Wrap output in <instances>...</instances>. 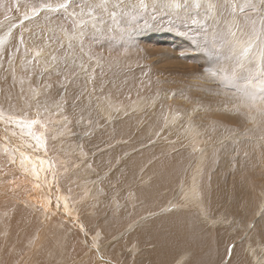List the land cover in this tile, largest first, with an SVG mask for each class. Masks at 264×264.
I'll use <instances>...</instances> for the list:
<instances>
[{
	"label": "rangeland",
	"instance_id": "1",
	"mask_svg": "<svg viewBox=\"0 0 264 264\" xmlns=\"http://www.w3.org/2000/svg\"><path fill=\"white\" fill-rule=\"evenodd\" d=\"M46 1L0 0V7L8 8L6 12L0 13V83L2 81L4 83L0 85V264H139L135 261L138 255L132 250V245L137 243L144 250L140 252L144 254L151 253L153 247L150 248L138 238H132L129 235L139 230L146 232L141 225L155 217H147V213L155 212V209L165 202L163 199L166 197H170V202L168 201L170 204L167 203L166 209L174 204L177 211L182 212L176 218L192 215L200 210L201 208L195 203L191 204L188 210H184V207H180L175 201L181 202L179 200L183 199L180 195L184 191L183 185L187 187L192 177L198 181L203 171L211 172L209 169L214 168L219 159H224L223 167L227 170L225 174L229 175V180L225 179L224 188L230 186L231 175L239 174L241 179L245 177L246 180L240 189L244 193H252L250 195L254 200L258 199L255 208L257 213L253 214L244 210L247 207L245 203L239 204L231 215L218 213V216L223 219L219 218V221L213 225L219 227H206L203 224H211L218 217L216 213L207 209L205 213L201 212L206 220L199 214L200 218L196 216L195 224L184 227V237L178 235L171 240L160 235L159 245H156L159 249L153 252L156 256L155 264H184V249L187 252L191 249L184 239L192 231L208 234L210 238L219 233L228 234L227 231H229V235L234 236H230L227 245L245 243V246L256 254H249L246 251L244 264H261L250 262V256L254 258L253 260L255 258L257 261L262 260L264 264V241H260L257 236V234L264 235V233L255 227L258 222L256 221L258 212L264 208V100L261 99L264 94L259 91L261 77L256 71L259 57L254 59V55L260 54V49L264 47V33H261L259 37L253 33L254 27L257 32H260L262 28L261 17H264V10H260L262 7L260 0H252L257 5V11L246 8L243 13L239 9L246 3V0H219L225 3L230 13L235 16L232 17L231 25L228 26L227 23L224 25L221 21L213 25L217 19L213 24L209 23L211 20L209 11L212 10L209 5L215 2L214 6L220 7L217 0L204 2L208 5L200 3L202 0H108L106 1L107 10H97L95 19L92 18L95 17L93 15L88 16L89 6H93L94 11L96 10L94 5L100 3L101 0L88 2L87 0H68L67 10L58 6L54 11L49 7L55 4L50 5ZM60 1L51 0L54 3ZM177 4L179 7L175 6ZM197 4L200 7H196ZM233 4L236 5L235 13L232 11ZM9 5H12L11 12H9ZM155 5L176 13L179 8H184L183 15L181 14L178 19L180 26L184 25L183 28L180 27L182 32L175 29V24H169L171 28L165 32L159 30L158 27L149 28L145 21L137 22L136 17H133L139 12L150 11L149 6L154 9ZM137 6L141 10L135 9ZM71 10L77 11L82 17L75 16ZM56 12L62 16L60 17L62 23L59 21V25H56L60 30L65 28L66 32L68 31L60 38L58 36L61 35L60 32L49 28L47 23L50 16ZM81 12L86 15L83 16ZM113 12L116 14L115 18H113ZM127 13L129 14L126 15ZM252 15H259L255 16V25L250 21L251 19H244ZM125 17H128L129 21L134 20L137 28L133 29L135 27L130 28L129 26L125 28L123 25ZM157 17L154 13L153 21ZM71 20H81L79 26L83 33L76 34L70 28ZM98 20L103 22L98 25L96 24ZM169 20L170 18L167 21ZM141 26L148 30H144ZM87 28L89 29L86 30ZM228 28L236 33L235 37L228 34ZM80 33L82 36L79 35ZM150 33H153L155 37ZM104 35H109V38L116 37V35L118 38L121 35L118 39L121 43L120 47L125 48L122 45L124 44L130 49V56L138 58L140 67L143 65L148 67L147 71H142L141 76L137 75L139 78L137 86L139 84L141 86L138 88L136 86V91L140 90L133 93L134 97L137 96L136 100L133 99L131 93H128L123 100L119 97L115 99L113 95H106L97 84L100 76L105 75V79L107 77L116 78L118 73L121 77L122 72L115 71L117 73L113 72L114 74L111 75L103 73L105 65L103 61L111 53L105 43L109 40L108 37L105 40L100 38ZM65 36L72 40H67L70 41L69 44L63 42ZM78 36L80 37L77 38ZM156 36H159V39ZM250 40L254 41V46L248 58L242 61L244 69H240L238 63L241 61L237 59L239 54L237 46L240 42L247 43ZM60 46L68 47L69 56L63 54L60 56ZM159 46L181 47L184 55L182 58L175 57L176 60L170 56L171 58L167 61L160 57L159 52L162 50ZM155 47L158 48L156 52ZM19 50L27 59L32 57L31 65L36 70L33 78H30L32 75L28 73L30 71L25 72L26 70L21 69L22 60L20 62L19 60L22 56ZM150 50L152 56H150ZM168 62L172 66L168 65ZM69 64L72 66V71L67 69ZM171 68L174 70L172 71ZM234 70L237 74L235 85L230 80L223 79L225 76L231 78ZM37 74L43 77L45 83L40 82L39 77L36 78ZM64 78H67V83ZM73 79L82 81L79 85L80 90L77 91L81 94H76L74 90L69 91ZM58 80L64 82L60 90L62 92L56 95L57 98L49 97L48 106H40L41 109L38 110L36 105L39 93L47 95L48 91L55 92L56 86L54 87L52 82L56 84ZM248 80H251L255 87L245 89L243 85ZM145 82L152 83L150 89L147 87L143 89ZM252 93H255V101L251 99ZM143 96L148 101L144 104ZM97 98L98 103H96ZM40 99L41 95L39 103H41ZM94 99L96 102L93 101ZM135 101L140 109L133 105ZM139 102H142L143 106ZM34 112L37 113L36 116ZM167 113L172 114V117H169ZM208 113L214 116V123L217 115H222L223 119L218 116L217 120L219 119L228 128L218 138H215L216 128L210 126L211 120L206 118ZM128 119H134V122L131 123ZM127 120L128 125H121ZM129 125L132 129L128 131ZM37 136H41L39 137L41 142L44 141L42 149L36 148L38 141L34 142V140ZM100 137L104 138L103 140L111 138L113 140L101 144L95 142V139ZM243 141L253 144L254 147H260L257 154H254L257 158H255L254 165L259 168L260 162H263V166L257 172L251 168V164L247 163L248 159L250 160L249 150L239 144ZM102 146L104 148L100 149L99 147L102 148ZM122 147L125 151L120 152ZM219 147L226 149L223 153L221 151L222 157L220 158L217 154ZM117 149L116 156L114 154L111 160L112 164L108 161L103 168L96 167V157L104 155L107 158L109 153H114ZM178 151H183L184 155L189 157L191 164L185 171L186 173L183 171L185 176L191 171L189 175L191 180L188 181L189 177L186 180L183 178L181 186L175 181L177 175L173 177L174 172L166 175L153 166L156 159H168L167 154L176 160V155L173 154ZM239 158H243L245 164L240 165ZM126 159H132L133 165L123 166L122 162ZM25 162L36 165L37 168L43 167L44 174L41 178L33 177L31 173L24 170L27 169V167L22 168ZM197 162L201 165L200 169L195 168ZM207 166L211 168L208 169ZM123 167L127 168L130 175L122 173L124 177L119 176ZM86 168L89 170L85 172ZM194 172L196 173L192 175ZM52 174L57 175L55 176L57 183H54L50 177ZM252 179H256L257 182ZM37 182L41 185L39 190L47 201L46 211L45 208L39 207L36 201L35 184ZM134 184L144 186V189L137 191ZM85 185L87 189L89 188L88 194L84 190ZM180 187H183L182 191ZM93 189L98 191L95 195ZM197 189L198 184L196 193ZM201 197L197 194L195 198L200 201L204 198L203 195ZM207 198L216 200L213 195ZM222 199L230 200L221 203L215 201L217 206H228L239 199L243 200L241 197L233 199L227 196ZM90 200L98 202L99 205L94 204L95 206L89 207ZM191 200L192 198L189 201ZM101 203L105 205L102 210L107 212L106 215L112 214L118 220L114 231L108 234L105 230L99 229L100 219L95 212L102 205ZM138 206H145L146 209H141L140 212L139 209L137 210ZM87 213L94 217L91 223L85 220ZM124 213L128 214L129 218L126 217L127 219L122 221L121 217L125 216ZM210 215L215 216L211 218ZM226 216L232 217L226 218ZM121 233L126 237H123ZM144 254L139 255V259ZM206 261L207 264H212L209 257H206ZM224 262L221 264H225ZM203 263L200 261V264Z\"/></svg>",
	"mask_w": 264,
	"mask_h": 264
},
{
	"label": "bare ground",
	"instance_id": "2",
	"mask_svg": "<svg viewBox=\"0 0 264 264\" xmlns=\"http://www.w3.org/2000/svg\"><path fill=\"white\" fill-rule=\"evenodd\" d=\"M43 1H46V0H43ZM88 1H94V0H87V2ZM106 1H108V0H106ZM210 0H202L200 3H204V2H209ZM213 1V0H212ZM218 1V3H219V5H221L220 7H218V6H214V4L213 3H215V2H211L212 3V10L211 11H209V15H210V24H213L214 23V20H216L215 21V23L213 24V25H215V24H217L218 22H222L224 25L227 23V26L228 25H231L230 23H231V19H232V17H235L233 14H231L230 13V11L228 10V8H227V6H226V4L225 3H222L221 1H219V0H217ZM46 2H48L50 5H54L55 4V6H47V7H49V8H51L53 11L56 9L55 7H58L59 5H61V4H63V3H65V1L64 0H61L59 3H54V2H51V0H47ZM98 4V3H97ZM205 5H208L207 3H204ZM217 5V4H216ZM11 8H12V5H9V12H11ZM149 10L150 11H142V12H139V14H133V12H132V14L134 15L133 17H136V19H137V22L139 21V20H143V21H145V23L147 24V26L150 28V27H153L154 29H155V27H158V29L159 30H161V31H168L170 28H171V25H170V28H169V24H172V25H176L175 26V29L176 30H180V32H182V29L181 28H183V26H180V21H178V19H179V17L181 16V14L183 13V11H184V8H179L178 9V12L176 13V12H173V11H170V10H166V9H163V8H161L160 6H158V5H155V7H154V9L152 8V6L150 7L149 6ZM101 8H96V10H94L93 11V16H95V17H92L93 19H95L96 18V16H97V10H100ZM135 9H137L138 11L139 10H141L138 6L137 7H135ZM134 9V10H135ZM8 10V8L7 7H5V6H3V7H0V13H3V12H6ZM67 10V9H66ZM87 10H88V8H87ZM72 11V13L75 15V16H77L78 15V17H82L77 11H73V10H71ZM137 11V12H138ZM186 11V10H185ZM136 12V11H135ZM261 12V11H260ZM60 13H61V11H60ZM60 13H58V12H56L55 14H52L51 16H50V20L47 22L49 25H48V27L49 28H51V29H53V30H57L58 32H60V34L61 35H58L59 36V38L60 37H63L64 36V34H66L67 32H66V30H65V28H62V30H60L59 29V27L57 26V25H59L58 24V22L60 21V17H62L61 16V14ZM82 13V12H81ZM154 13H156L157 14V18H156V20L155 21H153V15H154ZM176 13V14H175ZM185 13V12H184ZM129 13H127L126 15H128ZM175 14V15H174ZM187 14V13H186ZM72 15V14H71ZM82 15L83 16H85L86 15V13H82ZM125 15V16H126ZM183 15V14H182ZM188 15H189V13H188ZM190 15H192V14H190ZM215 15H217V16H215ZM59 16V17H58ZM89 16V15H88ZM258 17L259 15H252V16H249V17H245L244 19L246 20V19H251L250 21L252 22L253 20L255 21V19H256V17ZM55 17H58V18H56L55 20H51L52 18H55ZM65 17V16H64ZM72 17V16H71ZM87 17V16H86ZM129 17V19H130V16H128ZM128 17H125L124 18V22H123V25L125 26V28H126V26H129L130 28H132V27H135V28H133V29H136L137 27V25L135 26V23H134V20H130L129 21V19H128ZM186 17V16H185ZM77 18V17H76ZM112 18V17H111ZM170 18V20H169V22L167 21L168 19ZM183 18V17H182ZM187 18V17H186ZM190 18V17H189ZM73 19H75V18H73ZM193 19V18H192ZM260 19V18H259ZM82 20H84L83 22H85V18H83ZM89 20H91L90 18H89ZM112 21H114L113 19H111ZM67 21H69V20H67ZM72 22L70 23V25L72 26H70V28L72 29V30H74V32L77 34V33H79V32H81L80 31V26H79V24H80V21L79 20H77V21H74V20H71ZM182 21V20H181ZM56 22V23H55ZM61 23H62V21H60ZM70 22V21H69ZM103 21L102 20H98L97 22H96V24H98V25H100L101 23H102ZM189 22V21H188ZM65 23V22H64ZM68 23V22H67ZM82 23V22H81ZM57 24V25H56ZM87 24V23H86ZM162 24H163V26H162ZM165 24V25H164ZM232 24H233V22H232ZM189 25V24H188ZM193 25V24H192ZM69 25H67V27H68ZM161 26V27H160ZM86 27H88V26H86ZM91 27V26H90ZM128 27V28H129ZM140 27V26H139ZM142 27V26H141ZM181 27V28H180ZM47 28V27H46ZM109 28V27H108ZM118 28V27H117ZM143 28V27H142ZM173 28V27H172ZM70 29V30H71ZM89 28H87L86 30H88ZM119 29V28H118ZM144 29V28H143ZM152 29V28H151ZM150 29V30H151ZM158 29H157V31H158ZM229 29V28H228ZM52 30V31H53ZM84 30V29H83ZM144 30H148V29H144ZM172 30H174V29H172ZM191 30V29H190ZM117 31V30H116ZM160 31V32H161ZM175 31V30H174ZM73 32V31H72ZM73 32V33H74ZM127 32V31H126ZM147 32V31H146ZM149 32V31H148ZM147 32V33H148ZM153 32H154V30H153ZM159 32V31H158ZM195 32V31H194ZM81 33H83V32H81ZM81 33L79 34L80 36H82L81 35ZM183 33H184V31H183ZM182 33V34H183ZM151 34V36H154L155 37V35L153 34V33H150ZM220 34V33H219ZM100 35V34H99ZM98 35V36H99ZM156 35H157V33H156ZM179 35H181V33H179ZM73 36V35H72ZM80 36H78L77 38H79ZM121 36V35H120ZM120 36L117 38V35H116V37H111V38H109V35H104V36H101L100 38H102L103 40H105V39H107V37H108V39L109 40H107V41H105V43H106V45L110 48V50H111V53L108 55V57L106 58V60L105 61H103L104 62V66H103V73H105V74H107V75H111L113 72H115V71H117V72H121V77H119V73H118V77L116 76V78H114V77H111V78H108L107 77V79H105V75H103V76H100V78H98V80H97V84L98 85H100V89H102V91H104L105 92V94L106 95H113L112 97L113 98H115V99H118V98H116V97H119V99H121L122 98V100L126 97V95L128 94V93H131L132 94V97H133V99L135 98V97H137V96H133L134 94L133 93H135V92H137V91H139L140 89H138L137 91H136V89L139 87V86H141V84H139V86H137L138 84V80H139V78H138V76H141V74H142V71H144V70H146L148 67L147 66H145V65H143L142 67H140V65H139V61H138V58L136 59V58H134V57H132V56H130V49L129 48H127L124 44H122L125 48H122V47H120L121 45V43L119 42V38H120ZM150 36V37H151ZM182 36V35H181ZM67 37L68 36H65L63 39H64V43H66L67 42V44H69L70 43V41L68 42L67 40H71V39H67ZM154 37H153V39H154ZM161 37V36H160ZM202 37V36H201ZM73 38H74V36H73ZM98 38V37H97ZM117 40H116V39ZM152 38V37H151ZM150 38V39H151ZM156 38H158L159 39V36L157 37L156 36ZM156 38H155V40H156ZM149 39V38H148ZM77 40V39H76ZM154 40V41H155ZM162 40H163V38H162ZM161 40V41H162ZM72 41V40H71ZM74 41H75V39H74ZM78 41H80L79 39H78ZM83 41V40H82ZM121 41V40H120ZM166 42L168 41V40H165ZM183 41V40H182ZM75 42H77V41H75ZM81 42V41H80ZM149 42V41H148ZM158 42V40L156 41V43ZM73 43V42H72ZM164 43V42H163ZM207 43H205V45H206ZM100 45V44H99ZM209 45V44H208ZM69 46V45H68ZM176 46V45H175ZM178 46V45H177ZM203 46V45H202ZM210 46V45H209ZM61 47V46H60ZM73 47V46H72ZM96 47V46H95ZM100 47V46H99ZM93 48V47H92ZM151 48H153V47H151ZM174 48H176V47H164V46H159V49L160 50H162V52H159V53H161V56L160 57H162L163 59H168V58H171L170 56H172V57H174V59H175V57H180V58H182L183 57V55H184V50H182L181 49V47L180 48H176V49H174ZM70 49V48H69ZM78 49V48H77ZM107 49V48H106ZM208 49V48H207ZM71 50V49H70ZM88 50V49H87ZM103 50V49H102ZM158 50V48L156 49V47H155V52ZM203 50H204V48H203ZM258 50V49H257ZM20 51V55L22 56L21 57V59L19 60V62L22 60V62H21V69H24V70H26L25 72H27V71H30V72H28V73H30V74H32L31 76H30V78H33L34 77V75H35V69L32 67V65H31V56L27 59V57H25L24 56V53L21 51V50H19ZM73 51V50H72ZM92 51V50H91ZM205 51V50H204ZM150 53H151V50L149 51ZM148 52V53H149ZM58 53V52H57ZM177 53V54H176ZM209 53V52H208ZM59 54H60V56L63 54V55H65V56H69V54H68V47L67 48H64V47H61L60 49H59ZM78 54V53H77ZM145 54V53H144ZM154 55V54H153ZM212 55V54H211ZM37 56V55H36ZM52 56V55H51ZM65 56H63V57H65ZM147 56V55H146ZM150 56H152V53H151V55ZM158 56H159V54H158ZM73 57H75V56H73ZM156 57V56H155ZM259 57V54H255L254 55V59L255 58H258ZM68 58V57H67ZM101 58V57H100ZM71 59H72V57H71ZM161 59V58H160ZM163 59H161V60H163ZM173 59V58H172ZM259 59V58H258ZM35 60V59H34ZM96 60V59H95ZM176 60V59H175ZM175 60H171V61H173V62H175ZM178 60V59H177ZM165 61V60H164ZM164 61H163V63H164ZM168 61V60H167ZM180 61V60H179ZM179 61H176V63H178V64H180V62ZM18 62V63H19ZM96 62V61H95ZM157 62H159V61H157ZM166 62V61H165ZM152 63H154V62H152ZM169 63V62H168ZM102 64V63H101ZM158 64V63H157ZM160 65H161V63H159ZM165 64V63H164ZM163 64V65H164ZM167 64V63H166ZM171 63H169L168 65H170ZM175 65V64H174ZM173 65V66H174ZM165 66V65H164ZM170 66H172V65H170ZM175 66H177V65H175ZM19 67V66H18ZM178 67V66H177ZM38 68V67H37ZM164 68H166V67H164ZM175 68V67H174ZM179 68V67H178ZM177 68V69H178ZM31 69H32V71H31ZM68 70H70V71H72V66L69 64V66H68V68H67ZM172 69V71L174 70L173 68H171ZM170 69V70H171ZM182 70H184V69H182ZM64 71H65V69H64ZM67 71V70H66ZM65 71V72H66ZM147 71V70H146ZM160 71V70H159ZM168 71V70H167ZM178 71V70H177ZM22 72V71H21ZM117 72H115V73H117ZM161 72H162V70H161ZM164 72V71H163ZM176 72V71H175ZM64 73V72H63ZM67 73H68V71H67ZM70 73V72H69ZM114 74V73H113ZM21 75V74H20ZM66 76L68 75V74H65ZM102 75V74H101ZM116 75V74H115ZM138 75V76H137ZM28 76V75H27ZM57 76H59V75H57ZM114 76V75H113ZM16 77V76H15ZM24 77H26V75L24 76ZM29 77V76H28ZM39 77V78H38ZM60 77H63V76H60ZM71 77V76H70ZM69 77V78H70ZM242 77V76H241ZM36 78H38L39 79V81L40 82H42V83H45V81H44V79H43V77H40L38 74H37V76H36ZM73 78V77H72ZM144 78V77H143ZM37 79V80H38ZM65 79V78H64ZM71 79V78H70ZM34 80V79H33ZM57 80V79H56ZM66 80H67V78L65 79V82H66ZM151 80V79H150ZM245 80V79H244ZM6 81V80H5ZM4 81V82H5ZM20 81V80H19ZM25 81V80H24ZM39 81H37V82H39ZM63 81V80H62ZM62 81L61 80H58L57 82H56V84L55 83H53L52 82V84H53V86L55 87L56 86V91L55 92H52V91H48L47 92V95L44 93L43 95H42V93H39V95H38V104L36 105L37 106V109L39 110V108H40V106L41 107H43L44 105H47L48 103H49V101H50V98L49 97H51V98H54V97H56V95L57 94H60L61 92H60V90H61V86H62V84L64 83H62ZM143 81V80H142ZM149 81V80H148ZM10 82V81H9ZM9 82H8V84H9ZM49 82V81H48ZM51 82V81H50ZM72 84H71V86H70V88H69V91L70 92H72L73 90H74V92H76V94H79L80 92H77L78 90H80V88H79V85L81 84V80H78V79H73L72 81ZM11 83V82H10ZM23 83V82H22ZM67 83V82H66ZM95 83H96V81H95ZM101 83V84H100ZM165 83V82H164ZM1 84H4L3 83V81H2V83H0V85ZM91 84H92V82H91ZM228 84V83H227ZM5 85H6V83H5ZM11 85V84H10ZM10 85H8V87H10ZM30 85V84H29ZM35 85V84H34ZM43 85H45V84H43ZM151 85H152V83L151 82H145L144 83V88L143 89H150L151 88ZM167 85V84H166ZM136 86H137V88H136ZM40 87V86H39ZM147 87V88H146ZM41 88V87H40ZM48 88V87H47ZM153 88H155V87H153ZM159 88V87H158ZM29 89V88H28ZM165 89V88H164ZM223 89H225V88H223ZM50 90V89H49ZM66 90H67V88H66ZM162 90H163V87H162ZM167 91H168V88H167ZM44 92V91H43ZM67 92V91H66ZM142 92V91H141ZM155 93V92H154ZM161 93V92H160ZM166 93V92H165ZM72 94V93H71ZM75 94V95H76ZM81 94V93H80ZM139 93H137V95H138ZM151 94H152V92H151ZM40 95H41V99H40V102L41 103H39V97H40ZM169 95V94H168ZM58 96V95H57ZM71 96V95H70ZM97 96V95H96ZM115 96V97H114ZM141 96V95H140ZM244 96V95H243ZM84 97V96H83ZM97 97H99V95L97 96ZM131 97V98H132ZM138 97H139V95H138ZM144 97V96H143ZM149 97H151V95L149 96ZM57 98V97H56ZM89 98V97H88ZM99 98H101V97H99ZM107 98V97H106ZM108 98H110V97H108ZM107 98V99H108ZM145 98V97H144ZM85 99V98H84ZM93 99V98H92ZM107 99L105 100V101H107ZM133 99H131V101L133 100ZM139 99H141V98H139ZM97 100V102L95 101V99L93 100V101H95L96 103H98V98L96 99ZM122 100H120V101H122ZM135 100H136V98H135ZM142 100H145V101H143V104L147 101V99L145 98V99H142ZM159 100V99H158ZM161 100V99H160ZM57 101V100H56ZM90 101V100H89ZM119 101V102H120ZM130 101V102H131ZM149 101H150V99H149ZM222 101V100H221ZM137 102H138V100H137ZM148 102V101H147ZM222 102H224V100L222 101ZM26 103H28V101L26 102ZM51 103V102H50ZM85 104H86V102H84ZM94 103V102H93ZM106 103V102H105ZM140 103V102H139ZM227 103V102H226ZM89 104H91V103H89ZM107 104H108V102H107ZM106 104V106L108 107V105ZM132 104V103H131ZM140 104H142V102L140 103ZM139 104V105H140ZM143 104H142V106H143ZM51 106H52V104H50ZM88 105V104H87ZM92 105V104H91ZM95 105V104H94ZM134 106H136L138 109H140V107L139 106H137V104H136V101H135V103L133 104ZM48 106V105H47ZM46 106V107H47ZM101 105H99V107H100ZM103 106H105V105H103ZM141 106V107H142ZM155 106V105H154ZM96 108H97V104H96V106H95ZM118 107V106H117ZM117 107H116V109H117ZM153 107V106H152ZM103 107H101V109H102ZM119 108V107H118ZM155 108V107H154ZM159 108V107H158ZM226 108H227V106H226ZM41 109V108H40ZM45 109V108H44ZM99 109V108H98ZM113 109H115V108H113ZM112 109V110H113ZM156 110V109H155ZM161 110V109H160ZM160 110L158 111V112H160ZM169 110V109H168ZM102 112H103V110H101ZM104 111H105V108H104ZM120 111V110H119ZM167 111V110H166ZM228 111H229V108H228ZM100 112V111H99ZM110 112V111H109ZM122 112H124L123 111V109H122ZM34 114H35V112H34ZM37 114V113H36ZM36 114H35V116H36ZM168 114V113H167ZM106 115H107V113H106ZM163 115V114H162ZM164 115H165V113H164ZM169 115V117H172L171 115L172 114H168ZM108 116V115H107ZM175 116V115H174ZM219 115H217V117H218ZM109 117H110V115H109ZM112 117H113V115H112ZM213 117L214 116H212V114H209L208 113V116L206 117V118H209V120H211L210 122H211V125L210 126H214L216 129H215V131L216 132H214L215 134H217L216 136H215V138H218L220 135H221V133H225L224 132V130L225 129H228L227 128V126L225 125V124H223L221 121H219V119L217 120V117H216V122L214 123V121H213ZM219 117H221L220 119H223V116L222 115H220ZM225 117V116H224ZM114 118V117H113ZM160 118V117H159ZM205 118V117H204ZM42 119V118H41ZM154 119V118H153ZM162 119V118H161ZM188 119V118H187ZM226 119V118H225ZM129 121H131V123H133L134 122V119H128ZM128 120L127 121H125V122H122L121 123V125H123V124H126V125H128ZM138 120V119H137ZM227 120V119H226ZM232 120H234V118L232 119ZM154 121V120H153ZM152 121V122H153ZM155 122V121H154ZM55 123H58V122H55ZM64 123V122H63ZM206 123V122H205ZM226 123V122H225ZM42 124V123H41ZM98 125V124H97ZM42 126V125H41ZM55 126V125H54ZM57 126V125H56ZM228 126H229V123H228ZM129 127V129H128V131L130 130V129H132L131 127H130V125L128 126ZM39 128V127H38ZM204 130H205V126H204ZM232 130V129H231ZM30 131V130H29ZM40 131H41V129H40ZM223 131V132H222ZM227 131H229V130H227ZM226 131V132H227ZM36 132V131H35ZM36 133H38V132H36ZM40 134V133H39ZM38 134V135H39ZM92 134V133H91ZM262 134V133H261ZM41 135H42V132H41ZM96 135V134H95ZM124 135H126V134H124ZM31 136H34V135H31ZM98 136V135H97ZM127 136V135H126ZM39 137H41V136H39ZM38 136H37V138H35V140H34V142H37L38 141V147H36L37 149L39 148H41V146H42V144L44 143V141L43 142H41V139L39 138ZM90 137H91V135H90ZM89 137V138H90ZM33 138V137H32ZM86 138V137H85ZM94 138H96V137H94ZM34 139V138H33ZM40 139V140H39ZM86 139H88V137L86 138ZM104 139V138H103ZM102 139V137H100V138H98V139H95L96 141L95 142H99V144H101V143H104L105 141H109L110 142V140L112 139L113 140V138H111V139H106V140H103ZM92 142V141H91ZM112 142V141H111ZM224 142V141H223ZM93 143V142H92ZM107 144H108V142H106ZM113 143V142H112ZM112 143H109V144H112ZM106 144V145H107ZM224 144V143H223ZM240 145H242V146H245V148H246V150H249L248 152H249V155H250V160L248 159V161H247V163H248V165H250L251 164V168L253 169V170H255L256 172L259 170V169H261V166H263L262 164H263V162H260V164H259V168H257V166L256 165H254V163H256V157H254V154L257 152V151H259V149H260V147L259 146H257V147H254V145L252 144H250V143H248L247 141H243V143H239ZM58 145V144H57ZM94 145V144H93ZM96 146V145H95ZM101 146V145H100ZM126 146H127V144H126ZM196 146V145H195ZM63 147H66L65 145H63ZM91 147V146H90ZM98 147V146H97ZM107 147V146H106ZM229 147V146H228ZM43 148V147H42ZM41 148V149H42ZM68 149H70V147H67ZM95 148V147H94ZM100 149H103L104 147L102 146V148L101 147H99ZM220 148V147H219ZM217 149V154H218V158H220V157H222L221 156V154L223 153V152H225L226 151V149L225 148H220V149ZM99 149V150H100ZM129 149V148H128ZM195 149V148H194ZM158 150H160V151H162L161 149H158ZM121 151H125V149L122 147L121 149H120V152ZM221 151H222V153H221ZM251 151V152H250ZM118 152V149L117 150H115L114 151V153H109V155H108V157L106 158L104 155H102V157L101 156H98V157H96L95 158V165H96V167H101V168H103V166H104V164L106 165V163L108 162V161H111L112 160V158H113V156H114V154H115V156H116V153ZM119 152V153H120ZM164 152V151H163ZM89 153V152H88ZM166 153V152H165ZM167 154V153H166ZM257 154V153H256ZM90 155H91V153H90ZM168 156H169V158L168 159H166V160H164L163 158H159V159H156V161H155V163H154V165L153 166H156L155 167V169H157V170H161V171H163L164 173H166V175H167V173H169V172H174V176L173 177H175L176 175H177V177H176V180L175 181H177V184H180V186H181V180H183V178H185V180L189 177V175H190V172H188L187 174H186V176H185V174H183V171H184V173H186L185 171L188 169V167H190L191 166V164L189 163V161L190 160H188L189 159V157H187V155H184V152L183 151H178L177 153H175V154H173V155H176V160L175 159H172L170 156L171 155H169V154H167ZM58 156H60V155H58ZM256 158V159H255ZM56 159V158H55ZM192 159V158H191ZM194 159V158H193ZM259 159V158H258ZM261 159V158H260ZM43 160V159H42ZM37 162H38V160H36ZM47 161V160H46ZM61 161V160H60ZM259 161H263V160H259ZM43 162H44V160H43ZM238 162H239V164L240 165H242V164H245V160L243 159V158H239V160H238ZM47 163V162H46ZM58 163V162H57ZM56 163V164H57ZM192 163V162H191ZM223 163H224V159H219L218 161H217V165L214 167V168H212V169H209V168H211L210 166H207V168L209 169V170H211V172H208V171H203V173H202V175H200L199 177H198V181H196L193 177L190 179V177L188 178V181H189V179L191 180V182H187L189 185H187V187L186 186H184L183 185V187H184V191H183V194L182 193H180V195H182L183 196V199H181V200H179V201H181V202H178V201H175V202H177L179 205H180V207H184V210H188L189 209V207H190V205L191 204H193V203H195V204H197L201 209L200 210H198V211H196V215L195 214H192V215H185V216H182V217H178V218H176L179 214H181L182 212H180V211H177V208L174 206V202H172V204L173 205H171V206H169L170 208L167 210L168 212H164V214H162V215H160V217H158V215L157 216H155V217H158V218H149V219H151L150 221L148 220V222L147 223H144L143 225H141V227H143V229L144 230H146V232H143V231H137V232H133V234H131V235H129V236H131L132 238H138L143 244H146V245H149L150 246V248L151 247H153V249H152V251H151V253H146V254H144V253H142V252H140V250H142V251H144L142 248H140L139 247V245H137V243H135V244H133L132 245V250L133 251H135L136 253H137V255H138V257H136V263H139V264H155V262H156V256L155 255H153V252L155 251V250H157V249H159V247H157L156 245H159V242H158V240H159V237H160V235H162V236H164V237H166V238H168V239H171V240H173L176 236H178V235H180V236H183L184 237V227L185 226H189V225H192V224H195L196 222H197V220H196V216L198 217L199 216V214H200V216L204 219V220H206V218H205V216H203L202 214H201V212L202 213H205L206 211H207V209H209L210 211H212L213 213H216L217 214V216H218V213L220 214V213H225L226 215H231L232 214V212H234L235 211V209L236 208H238L239 207V204H243V203H245V206L247 205V207H246V209L244 208V210H246V211H249L250 213H253L254 214V212L255 213H257V211H256V206H257V201H258V199L256 198V195H255V198H256V200H254V198H252L251 196L252 195H250V194H252V193H244L243 191H241V187H242V185L244 184V180H246L245 179V177H244V179H241L240 177H239V174H236V175H231V177H230V179H231V184H230V186H228V187H226V188H224V184H225V179H228L229 180V175L227 176L225 173H226V169L223 167ZM259 163V162H258ZM30 164V163H29ZM27 164L26 162L25 163H23V167L22 168H24V167H27V169H24V170H26V171H28L29 173H31V175L33 176V177H39V178H41V175L42 174H44L43 173V167L42 168H37V166L36 165H33V164ZM48 164V163H47ZM52 164V163H51ZM122 164H123V166H128V165H133V162H132V159H130V160H124L123 162H122ZM238 164V168H240V165ZM53 165V164H52ZM94 165V164H93ZM43 166H44V163H43ZM49 166V165H48ZM47 166V167H48ZM59 166H61V165H59ZM41 167V166H40ZM200 167H201V165L199 164V162H197L196 163V169H200ZM45 170H46V168H44ZM113 169V168H112ZM191 169V168H190ZM51 170V169H50ZM87 170H89L88 168H86V170H85V172L87 171ZM123 171H121V173H120V175L119 176H121V177H124L123 175H130V173L127 171V168H125V167H123V169H122ZM128 170H130V169H128ZM263 170V169H262ZM52 171V170H51ZM49 172V171H48ZM260 172V171H259ZM259 172H258V174H259ZM263 172V171H262ZM122 173H123V175H122ZM196 172H194V173H192V175H194ZM58 174V173H57ZM136 175H139V174H136ZM173 175V174H172ZM261 175V174H260ZM55 176H57V175H55ZM55 176L52 174L50 177H52V179H53V182L54 183H57L58 181L55 179ZM253 176V175H252ZM243 177V176H242ZM257 177H259V176H257ZM142 178V177H141ZM167 178H169V177H167ZM172 180H174V179H172ZM253 181H255V182H257V180L256 179H252ZM175 181H173V182H175ZM84 183H86V182H84ZM83 183V184H84ZM147 183V182H146ZM151 183V182H150ZM156 183V182H155ZM159 183V182H158ZM169 183V182H168ZM185 183V182H184ZM186 183V184H187ZM198 184V189H197V193H196V185ZM90 185V184H89ZM135 185V188H136V190L137 191H140V190H143L144 189V186H141V185H136V184H134ZM156 185V184H155ZM174 185H175V183H174ZM246 185H247V183H246ZM143 187V188H141V187ZM177 186V185H176ZM41 187V185H39V183L37 182L36 184H35V188H36V190H37V193H36V195H37V199H36V201H37V203L39 204V207L41 206V208L43 209V208H45L44 210L46 211V207H47V201H46V198L44 197V194L39 190V188ZM167 187V186H166ZM169 187L170 188H173V186H171V185H169ZM183 187H180L181 188V191H182V188ZM91 188V187H90ZM1 189V188H0ZM83 189V188H82ZM87 186L85 185V192H86V194H88L89 193V188L87 189ZM158 189V188H157ZM94 190V195L96 194V191L97 190H99L98 188H97V190H95V189H93ZM202 190V191H201ZM261 190V189H260ZM3 191V190H2ZM157 191V190H156ZM176 191V190H175ZM180 191V192H181ZM98 192V191H97ZM158 192V191H157ZM142 193H143V191H142ZM197 194H199L200 195V197H201V195H203V199H201L200 201L199 200H197L195 197H196V195ZM257 194V193H256ZM211 195H213L215 198H216V200L215 201H218V202H223V201H228V200H230V199H227V200H224V199H222V198H224V197H229V198H233V199H235V198H237V197H241L243 200H241V199H239L237 202H235V203H233V204H231V205H228V206H217V204H216V202L215 201H213V200H211L210 198H207V197H209V196H211ZM254 196V195H253ZM155 197V196H154ZM174 197H175V195H174ZM192 198V203H191V201H189L190 199ZM202 198V197H201ZM89 199V198H88ZM172 199V198H171ZM176 199V198H175ZM252 199V200H251ZM261 199V198H260ZM177 200V199H176ZM153 201V200H152ZM172 201H174V199H172ZM169 202H170V200H169ZM168 202V203H169ZM87 203V202H86ZM103 203V202H102ZM101 203V204H102ZM94 204H98V202H96V201H92V200H90L89 201V207H91V206H93ZM170 204V203H169ZM99 205V204H98ZM104 204H102V205H100L99 206V209L97 210V211H95L96 213H97V216L99 215V219H100V222H99V229L101 230V231H103V230H105V232H106V234H108V233H111L112 231H114V229L116 228V226H117V223H118V220L115 218V217H113L112 216V214H108V215H106L107 214V212H105V211H103L102 209L103 208H105V205L103 206ZM168 205V204H167ZM86 206V205H85ZM95 206V205H94ZM132 206V205H131ZM149 206H150V203H149ZM243 206V205H242ZM88 207V208H89ZM152 207V206H151ZM87 208V207H86ZM262 208V207H261ZM129 209H130V207H129ZM139 209V211L141 212V209H146V207L145 206H138L137 207V210ZM89 210V209H88ZM87 210V211H88ZM133 210V209H132ZM148 210H150V209H148ZM91 211V210H90ZM148 212V211H147ZM94 213V212H93ZM88 215L85 217V220H86V222H88V223H91L92 222V220H93V218L94 217H92L93 215H89V213H87ZM138 214V213H137ZM148 214V213H147ZM147 214H145V215H147ZM106 215V216H105ZM124 215L125 216H122L121 217V220L122 221H125V219H127L126 217H128V214H126V213H124ZM71 216V215H70ZM103 216H105V217H103ZM211 216V218H213L214 216H212V215H210ZM232 216H226V218H231ZM129 218V217H128ZM136 218V217H135ZM198 218H200V217H198ZM219 218L220 219H223V217H220V216H218L217 217V219L213 222V223H211V224H203L204 226H206V227H219L218 225H213V224H215V223H217L218 221H219ZM145 219V218H144ZM148 219V218H147ZM146 219V220H147ZM258 220V222H257V225L255 226V227H257V229L258 230H260L262 233H264V208H262L261 210H260V212H258V215H257V217H256V221ZM212 221V220H211ZM221 222H222V220H220ZM96 222V221H95ZM208 223V222H207ZM220 229H224L223 227H220ZM99 233V232H98ZM251 234V233H250ZM121 235L123 236V237H126V235L125 234H123V233H121ZM257 236H258V238L260 239V241H264V235L262 234H257ZM229 238H230V235L229 234H221V233H219L217 236H215V237H213V238H210V236L208 235V234H203V233H195L194 231H192V232H190L186 237H185V239H184V242L186 243V244H188V245H190L191 246V249H190V251H186L185 249H184V264H200V260H204V259H206V256L207 255H209L213 260H214V262H213V264H221L223 261H225L224 263L225 264H244V262H245V255H246V251L249 253V254H253V255H256L255 253H252V251H251V249L250 248H248V246H245V243H239V244H236V245H227V243H228V240H229ZM253 238V237H252ZM205 241H208V243H205ZM248 241V240H247ZM249 242V241H248ZM211 247H213V248H217L216 250H214V249H212ZM230 247H232L233 249H231ZM194 253V254H193ZM228 253V254H227ZM141 254H144V255H142V257H141V259H139V255H141ZM191 259V260H190ZM254 259V258H253ZM252 258H251V256H250V259H249V261L251 262H258V263H261L262 264V260H256V258H255V260H253ZM140 261V262H139ZM189 261V262H188ZM203 264H207V262H204Z\"/></svg>",
	"mask_w": 264,
	"mask_h": 264
},
{
	"label": "snow or ice",
	"instance_id": "3",
	"mask_svg": "<svg viewBox=\"0 0 264 264\" xmlns=\"http://www.w3.org/2000/svg\"><path fill=\"white\" fill-rule=\"evenodd\" d=\"M260 5L262 6L260 10H264V0H260ZM69 6V3H68V0H65V3L59 5L60 8H67ZM118 6V5H117ZM143 6V5H142ZM176 7H179V5H175ZM95 8H101V9H104V10H107V5H106V0H101L100 3L94 5ZM196 7H200L199 4L196 5ZM212 5H209V8H211ZM246 8H252V10L255 12L257 11V5L255 3L252 2V0H246V3L244 5H241L240 6V12L243 13L245 11ZM232 11L233 13H235L236 11V5L233 4L232 5ZM88 15L89 16H92L93 15V6H89V11H88ZM113 15V18H115V12L112 13ZM253 25H255V21L253 20L252 21ZM261 25H262V28L260 30V32H257L255 27L253 28V33L257 35V37H259V35L261 33H264V17H261ZM230 36L232 37H235L236 33L231 31L229 29V33H228ZM254 46V41H248L247 43H244V42H240L238 44V49H239V54H238V57L237 59L239 61H241L240 63H238V67L240 69H244V64H243V60L247 59L252 48ZM235 51V49H234ZM256 71L257 73H259V76L261 77L260 79V84H259V91L264 94V47H262L260 49V54H259V62L257 64V68H256ZM236 71L234 70L233 73H232V77H223L224 80H230L233 85H235V80H236ZM243 87L245 89H248V88H252V87H255V85L252 84V81L251 80H248L247 83H245L243 85ZM251 99L253 101H255L256 97H255V93H252L251 94ZM261 99L264 100V95L261 96Z\"/></svg>",
	"mask_w": 264,
	"mask_h": 264
},
{
	"label": "crops",
	"instance_id": "4",
	"mask_svg": "<svg viewBox=\"0 0 264 264\" xmlns=\"http://www.w3.org/2000/svg\"><path fill=\"white\" fill-rule=\"evenodd\" d=\"M109 164H112V162L110 161ZM149 164H150V163H149ZM113 169H114V168H113ZM140 187H141V186H140ZM141 188H143V187H141ZM169 199H170V197H166L165 199H163V200H165V202L162 204V206H160L159 208H156V209H155V212H148V216H147V217L156 216V215H158V217H160V215L164 214V212H168V211H167L168 209H166V207H167V203H168ZM158 201L161 202V200H158ZM161 213H162V214H161ZM159 214H160V215H159ZM145 216H146V215H145ZM158 217H155V218H158ZM155 218H154V219H155ZM227 230H228V229H227ZM227 233L229 234V231H227ZM230 236H234V235L232 234V235H230ZM206 257H209V258H210V262L213 264L214 260H213L209 255H207ZM200 261L207 262L206 259H204V260H200ZM200 261H199V262H200Z\"/></svg>",
	"mask_w": 264,
	"mask_h": 264
}]
</instances>
